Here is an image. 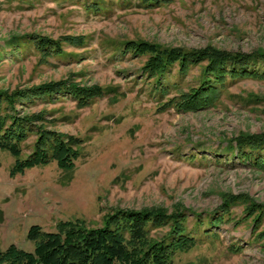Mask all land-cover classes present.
Instances as JSON below:
<instances>
[{
  "label": "rangeland",
  "instance_id": "obj_1",
  "mask_svg": "<svg viewBox=\"0 0 264 264\" xmlns=\"http://www.w3.org/2000/svg\"><path fill=\"white\" fill-rule=\"evenodd\" d=\"M147 1L0 0V90L71 81L104 92L85 107L66 95L16 105L21 115L42 116L36 125L80 142L70 170L52 161L12 173L15 158L0 149V252L14 245L33 253L31 226L47 233L60 222L98 229L119 210H184L197 244L177 253L175 264H264V219L253 228L245 215L253 205L264 208V166L252 163L255 155L246 162L227 150L240 135L264 134V79H226L208 109L162 110L160 102L198 86L203 63L185 76L175 66L156 86L142 72L149 55L122 47L264 54V0ZM20 36L60 41L63 54L44 60L29 43L21 52L5 46ZM34 140L30 134L22 143V159ZM228 201L229 212L217 214ZM192 213L201 216L198 227ZM208 213L217 214V225L209 227Z\"/></svg>",
  "mask_w": 264,
  "mask_h": 264
},
{
  "label": "trees",
  "instance_id": "obj_2",
  "mask_svg": "<svg viewBox=\"0 0 264 264\" xmlns=\"http://www.w3.org/2000/svg\"><path fill=\"white\" fill-rule=\"evenodd\" d=\"M154 1L148 0L146 7L153 4L159 6L160 1L165 0ZM74 40L77 47L84 45L80 38ZM25 43L31 44L44 60L63 54L60 41L39 36L10 38L5 46L21 52ZM122 45L124 53L131 56L149 55L142 72L147 78L153 79L156 86L161 85L165 75L175 66L185 76L191 66L203 63L198 86L179 93L165 103L160 102L162 110L168 108L177 113H189L208 109L220 100L226 79H264V54L246 56L214 49L185 52L141 42H126ZM159 92L164 95L165 90ZM64 95L74 100L77 106L85 107L94 99L101 98L104 92L99 87L79 86L71 81L45 83L11 92L0 90V149L8 151L15 158L12 173H22L25 169L52 161L61 169L73 168L78 156L75 145L80 140L36 125L35 122L42 120V116L21 115L16 110L17 104L23 106L37 100L53 101ZM30 134L35 136L32 150L22 159L21 145ZM233 149L237 150L241 160L249 162L247 159L252 160L250 154L255 155L252 163L264 166V134L240 135L231 140L227 147L229 151ZM230 203L231 201L224 202L216 213L222 215L229 212ZM189 213L184 210L173 213H166L164 210H119L108 215L103 226L98 229L60 222L56 225V232L47 233L39 226H31L27 239L35 244L33 253L9 245L4 252H0V264H175L174 257L177 253L197 244V238L184 226ZM216 213L212 215H217ZM192 215L198 227L201 216L194 213ZM212 215L206 214L209 227L217 225L219 221L215 217L211 218ZM245 215L252 218L251 226L256 228L264 219V208L253 205L245 210ZM166 227L168 229L162 238L150 237L152 230ZM261 235L264 236V231L259 237ZM234 251H239V248Z\"/></svg>",
  "mask_w": 264,
  "mask_h": 264
}]
</instances>
